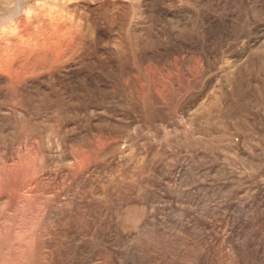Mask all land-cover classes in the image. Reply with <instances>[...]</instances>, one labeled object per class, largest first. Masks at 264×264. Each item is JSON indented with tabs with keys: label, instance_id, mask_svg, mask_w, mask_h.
<instances>
[{
	"label": "rangeland",
	"instance_id": "rangeland-1",
	"mask_svg": "<svg viewBox=\"0 0 264 264\" xmlns=\"http://www.w3.org/2000/svg\"><path fill=\"white\" fill-rule=\"evenodd\" d=\"M1 17L0 264H264V0Z\"/></svg>",
	"mask_w": 264,
	"mask_h": 264
},
{
	"label": "bare ground",
	"instance_id": "bare-ground-1",
	"mask_svg": "<svg viewBox=\"0 0 264 264\" xmlns=\"http://www.w3.org/2000/svg\"><path fill=\"white\" fill-rule=\"evenodd\" d=\"M60 9V8H59ZM59 9H57V8H55V7H53V6H50V8H48V9H45V10H43L40 14L43 16V18H48L47 19V21H50V22H53V18H54V16H56L57 18H60V20H61V18H64L63 17V13L62 12H60V11H62V10H59ZM11 11V10H10ZM41 16V17H42ZM56 18V19H57ZM6 19V18H5ZM55 19V18H54ZM0 20H3V17H1L0 18ZM4 21V20H3ZM55 21V20H54ZM59 21V20H58ZM30 22V21H29ZM1 23H3V22H0V24ZM55 24V23H54ZM25 26V25H24ZM48 26V25H47ZM6 26H4V27H0V42H2V44H4V49H2L5 53H3V52H1V54H0V60H5V59H7L8 57H11L12 58V56L13 55H11V49H9V50H11L10 52L8 51V48H9V44H7L6 42L8 41L7 40V38L6 37H8V36H10L11 34H13V33H15L14 31H13V28H11V27H6ZM52 28V27H51ZM56 29V28H55ZM26 30V29H25ZM12 31H13V33H12ZM50 31V30H49ZM27 33V32H26ZM29 33V32H28ZM57 34V33H56ZM24 35V34H23ZM38 35V34H37ZM12 37V36H11ZM53 38V37H52ZM52 38H50V39H52ZM9 39H10V37H9ZM13 39H14V42L18 45V44H21L22 46H25V45H29V43H30V39L31 38H29V39H24L23 38V36H21L19 33L16 35H14L13 34ZM12 39V40H13ZM39 41V40H38ZM51 41V40H50ZM32 42V41H31ZM46 42V41H45ZM34 43V42H33ZM42 43V42H41ZM57 43V42H56ZM6 44V45H5ZM33 45H35V44H33ZM30 46V45H29ZM40 46V45H39ZM38 47V46H37ZM53 48H54V46H53ZM20 49V48H19ZM43 50V49H42ZM50 50V49H49ZM19 51V50H18ZM47 51H48V49H47ZM49 52V51H48ZM23 53V52H22ZM37 53H39L38 52V48H32L31 47V49H28V51L24 54V55H22V56H18L16 59L17 60H15V61H12L11 60V63L9 62V65L10 64H12L13 63V65L15 66V68L16 67H18L19 69H24V67H26L25 69H27L28 70V66H31L29 63H28V61L29 60H32L33 59V61H32V63H33V67L35 66V67H37V65L36 64H39V63H37L36 62V60H34V57H36V54ZM2 54H3V56H2ZM14 54H15V52H14ZM20 54H21V52H20ZM40 54V53H39ZM48 54V53H47ZM11 55V56H10ZM41 55V54H40ZM39 57H41V56H39ZM45 57V56H44ZM30 58V59H29ZM53 58V57H52ZM56 58V57H55ZM61 58V57H60ZM44 59V58H43ZM47 60V59H46ZM48 60H50V59H48ZM52 60V59H51ZM57 60V59H56ZM59 60V59H58ZM7 61V60H6ZM8 61H10L9 59H8ZM2 62V61H1ZM0 62V63H1ZM41 62V61H40ZM46 63V62H45ZM51 63V62H50ZM57 63V62H56ZM2 65L4 64V62H2L1 63ZM8 64V63H7ZM27 64H29V65H27ZM55 64V63H54ZM1 65V66H2ZM5 65V64H4ZM12 65V66H13ZM45 65V64H44ZM51 65V64H50ZM7 66V65H6ZM3 67H5V66H3ZM33 67H32V70H33ZM39 67H42L41 65L39 66ZM44 67V66H43ZM2 68V67H1ZM7 68H8V66H7ZM11 68V67H10ZM9 68V69H10ZM30 68V67H29ZM48 68V67H47ZM51 68V67H50ZM60 69V68H59ZM62 69V68H61ZM2 70V69H1ZM38 70H39V68H38ZM3 71V70H2ZM34 71V70H33ZM32 71V72H33ZM42 71V70H41ZM20 72V71H19ZM9 73V72H8ZM20 73H22V72H20ZM31 73V72H30ZM43 73V72H42ZM10 74V73H9ZM23 74V73H22ZM25 75V74H24ZM11 76V75H10ZM19 76V75H18ZM2 77V76H1ZM18 78V77H17ZM6 79H7V77H6ZM10 79V78H9ZM15 80H17V79H15ZM21 83V82H20ZM6 85V84H5ZM15 105V104H14ZM16 107V106H15ZM12 111V110H11ZM19 114V113H18ZM20 115V114H19ZM22 115V114H21ZM32 163V162H31ZM28 164V163H27ZM29 164H30V162H29Z\"/></svg>",
	"mask_w": 264,
	"mask_h": 264
}]
</instances>
